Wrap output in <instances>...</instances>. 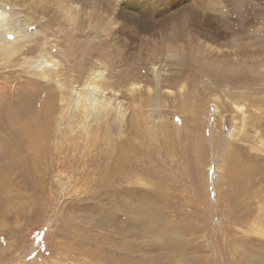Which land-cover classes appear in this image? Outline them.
Listing matches in <instances>:
<instances>
[{"label": "rangeland", "instance_id": "obj_1", "mask_svg": "<svg viewBox=\"0 0 264 264\" xmlns=\"http://www.w3.org/2000/svg\"><path fill=\"white\" fill-rule=\"evenodd\" d=\"M21 4L48 31L52 63L47 80L27 62L41 49L0 68V93H32L24 117L44 136L0 160V264H264V0ZM122 153L131 184L163 186L177 244L129 236L101 209L103 167Z\"/></svg>", "mask_w": 264, "mask_h": 264}, {"label": "bare ground", "instance_id": "obj_2", "mask_svg": "<svg viewBox=\"0 0 264 264\" xmlns=\"http://www.w3.org/2000/svg\"><path fill=\"white\" fill-rule=\"evenodd\" d=\"M21 5H22L21 0H0V68L1 69H7L9 67L8 65L9 59H11L15 55L16 56L20 54L28 55L35 53V51H37L38 49H41V52H44L46 49H49L48 31L46 29L43 30V26L41 25L40 21L39 22L36 21L38 24H35V22L33 23L34 16L32 15V12L29 11L30 9L27 11V9H25V7L23 8V6ZM66 17L69 21H71L74 18L73 12L67 10ZM33 25H36L35 29H33ZM40 27H42L43 31L40 29ZM27 62L30 64L29 69L31 68V71L33 69L36 75H38L41 78H46V80L49 79V76H47L48 75L47 71L44 69L47 66H50L52 61L49 59V57L45 52L36 58L28 60ZM97 76L98 75L95 74L90 77V81L87 82L85 87L87 90L90 91L94 89L93 83L97 79ZM35 83H40V82L37 79H35ZM22 88L23 87H21L19 93L15 92L14 94L12 93L13 95L10 94L9 96L5 94L6 92L2 93L3 91L0 90L2 91L0 93V160H8L9 164L10 162L14 163V161L21 156V155L17 156L18 153H16V150L13 149V146L18 145L20 148H22L26 143L29 144L32 142L34 143V141L36 142L39 140L37 136L39 137L41 134V133L40 134L36 133L39 127L37 126L36 128H32L33 126H29L28 118L26 119L24 117V115L29 111V109H31L32 100L34 101V99L32 97L33 96L32 93L31 94L27 93V91L23 92ZM64 93H66V91ZM74 93L75 95H77L76 104L79 105V103H81L80 101H82V96L84 93L82 94V92H75V89H73V94ZM90 93H93V91L92 92L90 91ZM85 96H87V93ZM91 99H92L91 97H88V101L89 100L91 101ZM49 100L52 101L50 98H48L46 101ZM91 105L94 106V103L91 102L89 106ZM213 106H215V109L213 112H211V115L212 117H214V121L212 122V125L215 126V124H218L215 122H217L222 117V113L218 103H214ZM46 125L49 124H45L44 128L49 127ZM224 126L225 125H223V127ZM225 127H224L225 128L224 133L227 140L226 143L228 145L234 144L233 140L236 139L235 125L231 126L228 124V127L227 125ZM47 132L49 131L45 129L44 132L42 133H47ZM131 145L135 146V144H131ZM29 149L31 150L33 149V147ZM115 158H119V157H115ZM111 163L114 164V162ZM113 164L112 166H110V163L108 162V164L105 167H103L104 168L103 174L108 180L102 182L99 186L102 190L100 191L101 193L99 195L100 198L99 204L102 207L101 209L102 210L107 209L109 212H111L112 216L114 215L116 217L119 216L120 224L127 225L131 229V231L128 232L129 236H132L134 238L136 237L146 238L148 239V241L158 239L159 242L162 241L163 243L168 242L171 244L175 243L176 241H180L181 240L180 236L172 237L171 236L172 234H168L170 233V229H171L170 225L172 222L168 220L167 214L165 213L164 209L156 204L157 199H159V201L166 200L165 193H163V191L159 188L163 186L162 185L158 186L156 185V182H153L154 190L147 189L146 191L143 190L141 191L136 187V185L131 184L130 183L131 180L135 181L139 173L138 171H136V165L133 162L129 163L127 153L125 154L122 153L121 160L118 165L113 166ZM113 168H115L116 171L113 170ZM152 169L147 168L146 170L147 174L149 176H156V173ZM110 176L112 177L113 181L119 180V186L117 185L118 187H115L114 182L112 181V179L109 178ZM125 181L129 182V186H122L123 182ZM242 211L243 210H241V212L236 216L237 219H243L244 217H246V212L244 211L242 212Z\"/></svg>", "mask_w": 264, "mask_h": 264}]
</instances>
